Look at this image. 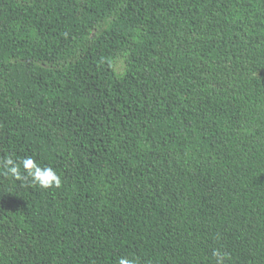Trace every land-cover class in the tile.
<instances>
[{"label": "trees", "instance_id": "16d2710c", "mask_svg": "<svg viewBox=\"0 0 264 264\" xmlns=\"http://www.w3.org/2000/svg\"><path fill=\"white\" fill-rule=\"evenodd\" d=\"M217 249L264 264V0H0V264Z\"/></svg>", "mask_w": 264, "mask_h": 264}, {"label": "clouds", "instance_id": "9594fccd", "mask_svg": "<svg viewBox=\"0 0 264 264\" xmlns=\"http://www.w3.org/2000/svg\"><path fill=\"white\" fill-rule=\"evenodd\" d=\"M21 165L24 173L21 172ZM3 169L4 175L16 180L31 178L32 185L39 186L42 189L59 188L62 184L61 177L52 167H41L31 157H26L18 163L11 156H8L3 161ZM213 255L216 257V264H225V260L228 257V253L219 249L215 250ZM118 264H134V261L122 257L119 259Z\"/></svg>", "mask_w": 264, "mask_h": 264}]
</instances>
